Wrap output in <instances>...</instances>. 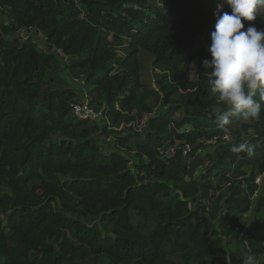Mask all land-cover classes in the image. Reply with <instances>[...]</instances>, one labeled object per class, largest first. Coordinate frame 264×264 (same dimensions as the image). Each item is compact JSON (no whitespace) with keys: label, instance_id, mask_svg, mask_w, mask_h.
Listing matches in <instances>:
<instances>
[{"label":"trees","instance_id":"1","mask_svg":"<svg viewBox=\"0 0 264 264\" xmlns=\"http://www.w3.org/2000/svg\"><path fill=\"white\" fill-rule=\"evenodd\" d=\"M217 3L0 0V264H239L242 248L264 264V195L256 223L242 219L264 174V103L229 132L213 114L226 109L202 62ZM243 23L264 29V8ZM31 29L53 51L18 35ZM141 51L161 71L157 89ZM194 62L198 83L187 79ZM85 92L102 127L72 113ZM144 120L141 133L122 128ZM98 130L119 150L104 151ZM244 143L251 155L232 151ZM133 148L136 171L123 153Z\"/></svg>","mask_w":264,"mask_h":264},{"label":"clouds","instance_id":"2","mask_svg":"<svg viewBox=\"0 0 264 264\" xmlns=\"http://www.w3.org/2000/svg\"><path fill=\"white\" fill-rule=\"evenodd\" d=\"M228 6L230 12L223 11ZM264 8V0H218L214 12L215 26L210 34L206 51L210 59H204L211 93L225 109L217 113L218 124L225 132L234 120L246 124L257 119L264 103V29L249 26L243 21H254L256 13ZM254 149L246 143L234 147L238 152ZM248 255L243 264H253Z\"/></svg>","mask_w":264,"mask_h":264},{"label":"rangeland","instance_id":"3","mask_svg":"<svg viewBox=\"0 0 264 264\" xmlns=\"http://www.w3.org/2000/svg\"><path fill=\"white\" fill-rule=\"evenodd\" d=\"M0 21H2V18L0 17ZM20 36V38L24 41L27 38H32L34 41H36L41 48L45 49L46 51L49 50V46L46 40V37L44 36V34L41 31L35 30V29H31V30H27V31H22L18 34ZM121 52H124V49H120ZM49 51H53V50H49ZM141 66L143 67V74H144V83L145 84H149L152 88H156L157 89V83H156V76L157 74H160L161 71L159 69H156L152 66V56L146 52V51H141ZM65 63L62 69L59 70V73L63 76L68 77V79L70 80V84L73 87H78V82L71 79V77L68 74V71L65 70ZM197 62H194L190 68V71L187 72V79L189 82L191 83H198V72H197ZM184 69H180V73H183ZM206 81H208V77L205 76ZM83 97L87 98V99H91V96L87 95V93L85 92ZM84 99V98H83ZM177 100H182V98L180 97H176ZM158 108V106L155 107V110ZM220 111V109H215L213 111V114H217ZM98 126L102 127L104 124V120L101 121L99 120ZM146 126V120H144L141 123L136 122H131V123H124L122 128L125 129V132H130L132 130V132H138L141 133L144 128ZM101 129V128H100ZM101 130H98V134H94L96 137V140L99 141L98 145L106 152H112L114 150H119V148L117 147V145H115L116 143V138L114 136L110 137L106 134H103L100 132ZM216 140H212L207 142V146H205V149H202L199 151V156L201 158L205 157V155L211 154L213 153L214 149H215V144ZM133 152H127V151H123V153L126 155V157L130 160V167L131 169L135 170V165H137L138 160L135 156V152L136 149L133 148ZM174 155V150L170 149L167 153L166 156L167 157H172ZM204 173V168L200 167L197 172L195 173V178H199L202 174ZM257 185V191L255 192V195L253 197L254 200V207L253 209L248 212L247 214L242 215V219L248 220L250 222V224H255V220H257L260 216V213L257 212V199L259 197H261L262 195H264V174H257L256 175V183ZM196 209L200 210V212H203V206L199 203H195L193 205ZM238 252V251H236ZM246 251L244 248L241 249V256L239 257L238 263L241 264L243 263V261L245 260L246 257ZM78 264H105L104 259L102 257H91L88 258L87 260H85L84 262L78 263Z\"/></svg>","mask_w":264,"mask_h":264},{"label":"built area","instance_id":"4","mask_svg":"<svg viewBox=\"0 0 264 264\" xmlns=\"http://www.w3.org/2000/svg\"><path fill=\"white\" fill-rule=\"evenodd\" d=\"M72 113L78 119H90L99 122L102 118V112L97 111L90 103V100L85 98L81 101L72 104ZM190 146L187 145L185 152L190 151Z\"/></svg>","mask_w":264,"mask_h":264},{"label":"bare ground","instance_id":"5","mask_svg":"<svg viewBox=\"0 0 264 264\" xmlns=\"http://www.w3.org/2000/svg\"><path fill=\"white\" fill-rule=\"evenodd\" d=\"M186 147H187V145H186Z\"/></svg>","mask_w":264,"mask_h":264}]
</instances>
